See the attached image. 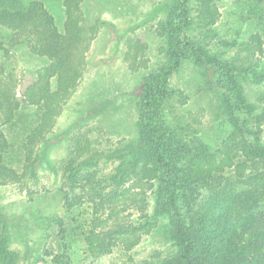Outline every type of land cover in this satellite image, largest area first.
Here are the masks:
<instances>
[{"label": "trees", "instance_id": "trees-1", "mask_svg": "<svg viewBox=\"0 0 264 264\" xmlns=\"http://www.w3.org/2000/svg\"><path fill=\"white\" fill-rule=\"evenodd\" d=\"M87 1L63 0L59 29L42 0H0V29L15 37L12 48L25 46V54L42 64L23 93V102L36 110L31 121L15 94L10 97L9 90L0 88V120L6 126L0 129V186L36 174V145L82 74ZM217 1L168 0L166 18L157 29L164 61L139 83L137 138L104 154L118 160L104 177L109 188L95 184L99 153L81 160L79 153H71L60 189L67 218L52 217L58 227L56 250L47 253L50 260L44 264H70L67 239L73 233L88 255L98 257L116 248L128 252L141 233L157 230L168 231L176 249L157 264H264V91L253 102L244 91V84L264 83L263 42L260 33L246 42L218 39ZM254 1L264 23V0ZM218 46L241 49L226 60ZM186 59L221 97L227 118L219 144L205 141L177 109L168 107L179 95L169 80ZM149 195L153 205L148 213L144 196ZM129 208L138 217L124 225L119 214ZM11 225L8 231L0 211V264L34 259L29 231L19 219ZM11 238L25 250L10 248Z\"/></svg>", "mask_w": 264, "mask_h": 264}, {"label": "rangeland", "instance_id": "rangeland-1", "mask_svg": "<svg viewBox=\"0 0 264 264\" xmlns=\"http://www.w3.org/2000/svg\"><path fill=\"white\" fill-rule=\"evenodd\" d=\"M42 1L61 29L63 0ZM217 5L218 39L239 43L246 42L252 33H260L264 48V23L258 18L254 0H218ZM167 6L168 0H88L85 4V29L89 33L83 51L82 74L74 92L62 104L52 128L36 145V174L22 183L0 186V211L8 223V231H13L12 220L19 219L32 241L30 257L36 255L17 264L47 263L50 260L47 253L56 250L53 236L58 227L55 222L52 224V217L67 218L60 189L66 180L64 170L71 153H79V160L96 158L94 155L99 153L93 168L95 184L109 188L104 177L118 160H108L104 154L137 138L139 83L142 75L164 61L157 29L166 18ZM12 41L15 37L0 29V88L9 90L10 97L15 94L19 109L31 121L36 110L23 102V93L42 64L25 54V46L12 48ZM240 47L218 49L222 58L232 60ZM169 83L179 95L173 97L168 107L174 112L177 109L185 123L201 132L205 141L219 144L226 129L222 123L227 117L222 114L221 97L202 70L186 59ZM244 88L253 102L262 95L264 83H247ZM1 121L0 129H3L6 126L2 127ZM260 139L264 143V130ZM144 197L150 205L149 213L153 201L150 195ZM119 215L124 218V225L138 217L133 208ZM70 236L67 239L70 264H157L176 250L168 231L157 230L141 233L138 243L128 252L116 248L108 255L92 257L86 253L77 234ZM9 247L20 252L25 250L13 238Z\"/></svg>", "mask_w": 264, "mask_h": 264}]
</instances>
